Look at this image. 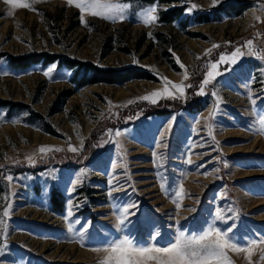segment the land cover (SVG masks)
<instances>
[{"label": "rangeland", "instance_id": "rangeland-1", "mask_svg": "<svg viewBox=\"0 0 264 264\" xmlns=\"http://www.w3.org/2000/svg\"><path fill=\"white\" fill-rule=\"evenodd\" d=\"M22 2L30 8L0 0V264H102L114 241L170 247L178 231L209 226L241 248L264 241V0H102L128 6L114 22L82 13L80 0ZM173 8L181 15L159 22ZM237 49L199 94L211 63ZM32 54L82 66L7 64ZM86 63L149 79L78 88ZM165 88L156 103L141 99ZM262 250L226 255L264 264Z\"/></svg>", "mask_w": 264, "mask_h": 264}, {"label": "snow or ice", "instance_id": "snow-or-ice-1", "mask_svg": "<svg viewBox=\"0 0 264 264\" xmlns=\"http://www.w3.org/2000/svg\"><path fill=\"white\" fill-rule=\"evenodd\" d=\"M5 2L12 5L14 8H30V5L26 2H22V0H5ZM217 2L218 0H212L213 6H215ZM68 3L72 4L73 0H68ZM75 6L79 8L82 13L88 11L92 15L100 16L101 18L112 20L113 22L117 19H124L123 13L128 7L127 5L102 2V0H80ZM194 8H196V5L193 4L189 10L191 11V9ZM156 11V7H151L146 10L143 14L142 22L147 25L155 21L157 17L151 15V13ZM247 43L251 45V41ZM213 47H217V45H213ZM208 51L210 52V50ZM241 55H243V53L237 49L231 56L221 55L218 62L211 63L210 70L207 72L204 81L200 85L199 94H203L204 87L220 74L218 71L219 64H235L237 62V57ZM166 83L170 82L166 81ZM171 87L183 95L184 88L182 84H171ZM167 92L168 89L165 88L164 93L154 91L141 99L156 103V98ZM213 95H215V93H213ZM132 102L133 101H129V103ZM218 102L219 101H217V103ZM211 115L212 113H210V117ZM261 123L264 124V120H262ZM259 131L264 134V127H261ZM117 135H120V133L117 132ZM48 150L53 149H46L44 146H41L38 151L43 154ZM69 150L77 151L76 148H72L71 146ZM189 163H191L190 160ZM182 193L183 188L181 187L180 191L176 193L177 197H180ZM179 206L180 205L177 204V207ZM8 214L9 212L7 210L3 213L4 216H8ZM128 214L127 208L120 212L117 218V228L121 227L124 218ZM217 217H220L219 212H217ZM0 223H3V221H0ZM152 238L155 239L156 237L153 236ZM262 244H264V241L252 240L247 247L241 248L231 242L228 232L218 230L214 226H209L202 235L197 236H186L182 231H178L175 236V242L172 243L170 247L138 246L129 238L114 241L109 248L104 249L105 252L109 253V257L102 262V264H148L150 261L155 262V264H232V262L228 260L226 250L245 252L248 254L245 258L250 261L253 249ZM260 258L264 260V250L261 251Z\"/></svg>", "mask_w": 264, "mask_h": 264}, {"label": "trees", "instance_id": "trees-1", "mask_svg": "<svg viewBox=\"0 0 264 264\" xmlns=\"http://www.w3.org/2000/svg\"><path fill=\"white\" fill-rule=\"evenodd\" d=\"M140 1L145 4H152L154 2H159V3L167 2V0H140ZM248 7H249L248 5L239 6V7L235 6L232 7L231 9L234 14L238 15ZM181 13H182V8L170 9L167 12H163L160 14L159 22L166 24L172 23L181 15ZM209 20H210L209 18H205L204 21L208 22ZM55 62H57L59 66H64L69 70H73L77 66H82L81 64L75 61L69 59H61L60 56L46 55V54H40V55L32 54L21 57L9 56L7 58V64L11 68L16 70H24L38 63H43L45 65H48ZM83 66H84V71L82 78L79 81H76V79L73 77L72 80L74 83L76 81V85L78 88L97 84V83H103L106 85H122L132 80L149 79L145 72L134 69L104 70L88 63L83 64ZM158 113H165V110L158 111ZM50 201L52 203L53 209L55 211H59L61 203L58 202L57 195L55 192L52 193Z\"/></svg>", "mask_w": 264, "mask_h": 264}]
</instances>
